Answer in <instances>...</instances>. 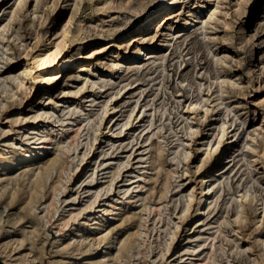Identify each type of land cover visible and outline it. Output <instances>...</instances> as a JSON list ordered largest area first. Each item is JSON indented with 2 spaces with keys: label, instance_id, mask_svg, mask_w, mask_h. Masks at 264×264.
I'll return each mask as SVG.
<instances>
[{
  "label": "rangeland",
  "instance_id": "1",
  "mask_svg": "<svg viewBox=\"0 0 264 264\" xmlns=\"http://www.w3.org/2000/svg\"><path fill=\"white\" fill-rule=\"evenodd\" d=\"M19 1L0 0V153L45 133L53 152L59 142L68 150L50 180L60 175L62 192H46L31 214L30 180L0 171V255L112 264L102 243L87 259L78 243L98 220L70 231L107 208L113 254L140 224L144 232L124 264H263L264 26L254 25L264 0H180L149 32L140 27L159 0ZM195 11L196 26L170 38ZM141 47L154 52L118 68ZM224 152L231 161L199 213L202 179ZM146 170L154 179L136 194Z\"/></svg>",
  "mask_w": 264,
  "mask_h": 264
},
{
  "label": "bare ground",
  "instance_id": "2",
  "mask_svg": "<svg viewBox=\"0 0 264 264\" xmlns=\"http://www.w3.org/2000/svg\"><path fill=\"white\" fill-rule=\"evenodd\" d=\"M180 0H159L158 2V9L154 13L148 16L145 23L140 27L141 32H144L146 29H148L147 32H149L152 27L156 25V23L161 20L167 13L171 12L172 7L174 3L178 2ZM22 0L19 1L21 3ZM199 11H195L191 13V18L186 21V23L176 31H173L171 33V37L173 38L175 34H186L190 31V29L193 26H196L197 19L199 17ZM153 23V24H152ZM152 24V25H151ZM151 25V26H150ZM255 29L262 28L264 26V7L259 11V15L256 18L255 21ZM154 51L149 48L141 47L138 49V53L135 56H130L126 60L118 61L117 65L118 68H120L122 65H130L132 63L139 62L140 60H143L144 57H146L148 54H152ZM25 69V68H24ZM56 79L57 77L54 76L53 79ZM14 96V94L12 95ZM36 129V128H35ZM35 129H33L30 133L35 134ZM223 132V128H222ZM55 137L54 134L51 133H45L44 135L37 136L33 135L30 139H28L27 142H25L24 145L19 146L15 150L7 151L6 153H0V171L3 172L5 175H9L11 172L15 171H22L23 176H26L27 179L30 180V186H29V198L27 201V214H31L34 210H36V203L39 199L45 196L46 192H52L53 197L58 196L60 192H62V186L59 187L57 184L60 183V175L58 176V180L53 183L50 182L52 179V175L54 172H62L64 163V154L68 150L67 145L60 146L59 143L56 144V152H53L55 148V144L53 142V138ZM219 145V142H218ZM218 145L214 148L216 149ZM54 153V155H51ZM188 154H184V158H187ZM231 161V155L224 152L223 156L220 160L216 161L214 164H212V167H209V171L207 175L202 179L203 181V188H202V196L199 202V205H201V208L199 209V213L203 211L206 207H209L211 201H208L210 197H212V194L215 190V171L216 169H220L221 167L227 165ZM154 179V177L151 175V177L148 178L147 170L144 172L143 175L140 176V178L136 181L137 193L139 194L141 192L142 187L145 185V181L148 179ZM114 180V178L111 179V182ZM27 188V186L25 187ZM162 194H166V192H162ZM191 197V194L189 193V198ZM247 197H245L246 199ZM257 202V199L255 197H252L250 199V202L252 201ZM96 201V196L91 200V203L87 205V207H90V205L94 204ZM1 205V203H0ZM52 206V198L51 201L45 204V211L43 218L45 219V224L48 222H51L52 215L50 219H47L48 212L50 211V207ZM85 207V208H87ZM147 206L145 205L143 209H145ZM7 206L0 207V223L2 219H4L5 216H7V212L5 209ZM150 208V206H148ZM147 208V210H148ZM189 208L188 203L182 206L181 212L182 215L187 211ZM142 209V210H143ZM261 228H264V206L261 207ZM236 218L235 221L242 222L246 220V212L242 206V204H239V207L236 209ZM115 216V214H114ZM111 216V217H114ZM30 218H33L30 216ZM40 219V217H39ZM109 216V210L106 208L103 209V212H101L98 217H91L88 219L83 220L81 223L79 221L73 222V229H70V231H75L77 233H80L85 225H88L92 220H98L96 224H92L88 229L90 233L87 235H78V243L79 246L83 243L89 245V248L87 249V257L84 259H87L88 256L92 251H96L99 249L100 243H102L105 253L102 255V258L111 256L112 264H124L122 262V259L125 258V256L132 254L134 249H137V253H140V245L138 244L139 236L144 234V232L141 230V224L140 227L137 226V229L135 232L128 235L127 239L121 241L117 247V251L115 254L110 252V247L112 246L113 240L111 238H108L107 234L108 232L104 233L106 231L105 229H102L103 226H105L108 221L110 220ZM68 225V220L64 219L62 217L60 219V222L58 223L59 228L57 230H61L60 228L66 227ZM61 226V227H60ZM13 232L8 233V236H11ZM260 240V239H259ZM261 242L264 244V235L261 238ZM110 243V244H109ZM101 248V247H100ZM168 251V247H167ZM263 252V251H262ZM263 255V253H262ZM264 257V255H263ZM209 257H207L208 259ZM262 258V257H261ZM252 264H258L256 260H254ZM0 260H2L3 264H10V258H8V255H0ZM12 260V259H11ZM13 260H17L14 258ZM263 260V259H262ZM259 261V259H258ZM86 262H83L85 264ZM263 263V262H262ZM65 264H71V262H66ZM99 264H106L104 261ZM189 264H203L202 260H193L190 261ZM264 264V263H263Z\"/></svg>",
  "mask_w": 264,
  "mask_h": 264
},
{
  "label": "water",
  "instance_id": "3",
  "mask_svg": "<svg viewBox=\"0 0 264 264\" xmlns=\"http://www.w3.org/2000/svg\"><path fill=\"white\" fill-rule=\"evenodd\" d=\"M0 264H3L2 260H0Z\"/></svg>",
  "mask_w": 264,
  "mask_h": 264
}]
</instances>
